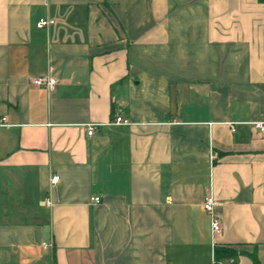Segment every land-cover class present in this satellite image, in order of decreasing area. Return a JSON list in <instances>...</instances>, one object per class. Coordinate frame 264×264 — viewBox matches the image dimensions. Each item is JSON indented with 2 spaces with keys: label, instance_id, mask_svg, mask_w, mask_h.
Instances as JSON below:
<instances>
[{
  "label": "crops",
  "instance_id": "0c3cea01",
  "mask_svg": "<svg viewBox=\"0 0 264 264\" xmlns=\"http://www.w3.org/2000/svg\"><path fill=\"white\" fill-rule=\"evenodd\" d=\"M3 117L0 264H264V2L0 0Z\"/></svg>",
  "mask_w": 264,
  "mask_h": 264
},
{
  "label": "built area",
  "instance_id": "2783aa9c",
  "mask_svg": "<svg viewBox=\"0 0 264 264\" xmlns=\"http://www.w3.org/2000/svg\"><path fill=\"white\" fill-rule=\"evenodd\" d=\"M54 23L53 19H50L48 17H42L37 21V26L39 28H45L47 26H49L50 24ZM31 83L33 85L36 86H44L49 90H52L55 88L56 84H57V79L53 76H51L50 74H44V75H40L37 77H34L31 80ZM5 121V117L0 118V124H4ZM115 122L116 123H123V124H131L132 121L127 119V118H123L122 116L118 115L115 118ZM254 126L259 129L262 133H264V120H256L253 122ZM96 128V123H88L87 124V129H88V133L90 135H92L95 131ZM59 175H53L50 179L52 184H55L59 181ZM101 200L100 196H94L92 197V201L93 202H99ZM44 205L48 206V207H52L53 206V201L51 199V197H46L43 201ZM217 205V201L214 199V196L212 194H208L204 197L203 200V206L204 208L211 214V227H212V232L213 234H216L218 232L221 231L222 229V223L220 221V219L218 218V216L215 214V206ZM235 261V258H229V259H221V260H215V264H232Z\"/></svg>",
  "mask_w": 264,
  "mask_h": 264
},
{
  "label": "trees",
  "instance_id": "16d2710c",
  "mask_svg": "<svg viewBox=\"0 0 264 264\" xmlns=\"http://www.w3.org/2000/svg\"><path fill=\"white\" fill-rule=\"evenodd\" d=\"M260 2H264V0H259ZM238 256V252L234 248L230 247H216L215 249V259H228V258H236ZM255 263L260 264L254 256Z\"/></svg>",
  "mask_w": 264,
  "mask_h": 264
}]
</instances>
